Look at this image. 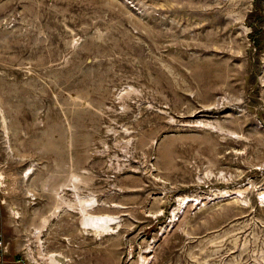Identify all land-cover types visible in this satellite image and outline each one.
<instances>
[{
  "label": "rangeland",
  "instance_id": "1",
  "mask_svg": "<svg viewBox=\"0 0 264 264\" xmlns=\"http://www.w3.org/2000/svg\"><path fill=\"white\" fill-rule=\"evenodd\" d=\"M0 196L4 262L264 264V0H0Z\"/></svg>",
  "mask_w": 264,
  "mask_h": 264
},
{
  "label": "built area",
  "instance_id": "2",
  "mask_svg": "<svg viewBox=\"0 0 264 264\" xmlns=\"http://www.w3.org/2000/svg\"><path fill=\"white\" fill-rule=\"evenodd\" d=\"M4 247H5V243H4V238H3V235L0 231V264H4V259H3V256H4ZM16 261L20 264H38L37 262H33L30 258H25L24 260L23 259H16Z\"/></svg>",
  "mask_w": 264,
  "mask_h": 264
},
{
  "label": "crops",
  "instance_id": "3",
  "mask_svg": "<svg viewBox=\"0 0 264 264\" xmlns=\"http://www.w3.org/2000/svg\"><path fill=\"white\" fill-rule=\"evenodd\" d=\"M3 211H2V200L0 196V228L1 224L3 223V217H2ZM4 264H20L18 263L13 257H5V262Z\"/></svg>",
  "mask_w": 264,
  "mask_h": 264
},
{
  "label": "bare ground",
  "instance_id": "4",
  "mask_svg": "<svg viewBox=\"0 0 264 264\" xmlns=\"http://www.w3.org/2000/svg\"><path fill=\"white\" fill-rule=\"evenodd\" d=\"M99 219H100V218H93V219H90V220H89V219H85L84 223H85L86 221H88V220H89V221H92V222H94V223H97V220H98V223H99ZM89 221H88V222H89ZM88 222H87V223H88ZM104 222H105V220H104L102 223L100 222L101 225H102ZM86 225H87V224H86ZM101 225H100V226H101ZM100 226H99L98 228H100ZM102 226H103V225H102ZM98 228H97V229H98ZM109 228H110V227H109ZM106 231H107V229H106Z\"/></svg>",
  "mask_w": 264,
  "mask_h": 264
}]
</instances>
